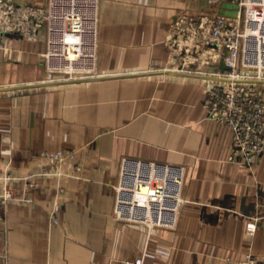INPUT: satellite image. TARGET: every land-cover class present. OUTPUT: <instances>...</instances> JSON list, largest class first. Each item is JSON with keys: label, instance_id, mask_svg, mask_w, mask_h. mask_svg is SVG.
<instances>
[{"label": "crops", "instance_id": "0c3cea01", "mask_svg": "<svg viewBox=\"0 0 264 264\" xmlns=\"http://www.w3.org/2000/svg\"><path fill=\"white\" fill-rule=\"evenodd\" d=\"M197 7L99 0L98 76L91 79L48 72L45 33L2 44L0 172L25 177L43 154L69 152L80 179L18 182L13 199L0 197V264H134L141 257L145 264H227L249 255L264 264V219L248 233L252 216H264V154L252 168L240 163L233 130L208 116V80L166 69L169 28ZM124 158L185 168L176 229L149 231L114 218Z\"/></svg>", "mask_w": 264, "mask_h": 264}, {"label": "built area", "instance_id": "2783aa9c", "mask_svg": "<svg viewBox=\"0 0 264 264\" xmlns=\"http://www.w3.org/2000/svg\"><path fill=\"white\" fill-rule=\"evenodd\" d=\"M194 10L182 12L169 28L167 70L210 77L205 106L209 118L234 132V153L252 168L264 154V0H191ZM238 6L237 16L221 14L223 5ZM234 11V9H230ZM99 0H49L45 6L0 0V48L11 37L47 38L44 55L48 72L63 80L95 78ZM228 67L225 69L222 68ZM37 170L14 180L26 186L38 180L80 179L69 152L46 153ZM12 173V172H11ZM9 169L0 172V197L13 199ZM185 168L171 163L124 158L116 186L114 218L119 222L174 230L185 202ZM258 214V213H257ZM261 214L252 216L248 233L255 235ZM134 264H145L144 257ZM259 264L249 255L242 262Z\"/></svg>", "mask_w": 264, "mask_h": 264}, {"label": "water", "instance_id": "95a60500", "mask_svg": "<svg viewBox=\"0 0 264 264\" xmlns=\"http://www.w3.org/2000/svg\"><path fill=\"white\" fill-rule=\"evenodd\" d=\"M230 9H234V11H230ZM237 9H238V6H235V5H230V4L223 5L222 10H221V14L226 15V16L236 17L237 16ZM222 68H225V69H228V70L230 69V68L224 67V66H222ZM198 77H201V78H204V79H208V80H212V78H210V77H204V76H198ZM70 82H75V81H70ZM260 83L264 84V82H260ZM42 85L43 84H41V85H31V86H25V87H19V88L38 87V86H42Z\"/></svg>", "mask_w": 264, "mask_h": 264}, {"label": "rangeland", "instance_id": "374dc122", "mask_svg": "<svg viewBox=\"0 0 264 264\" xmlns=\"http://www.w3.org/2000/svg\"><path fill=\"white\" fill-rule=\"evenodd\" d=\"M10 173H11V171H10ZM11 174H13V172ZM14 177H15V175L13 174V180H10L9 181V183H8V189H11V188L13 189L14 186L16 185L17 182L14 180Z\"/></svg>", "mask_w": 264, "mask_h": 264}]
</instances>
